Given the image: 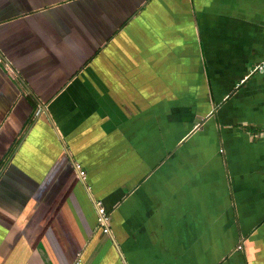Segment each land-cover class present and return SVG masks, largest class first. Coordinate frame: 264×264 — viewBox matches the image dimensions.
I'll list each match as a JSON object with an SVG mask.
<instances>
[{
  "label": "crops",
  "instance_id": "1",
  "mask_svg": "<svg viewBox=\"0 0 264 264\" xmlns=\"http://www.w3.org/2000/svg\"><path fill=\"white\" fill-rule=\"evenodd\" d=\"M41 256L264 264V0H0V264Z\"/></svg>",
  "mask_w": 264,
  "mask_h": 264
},
{
  "label": "built area",
  "instance_id": "2",
  "mask_svg": "<svg viewBox=\"0 0 264 264\" xmlns=\"http://www.w3.org/2000/svg\"><path fill=\"white\" fill-rule=\"evenodd\" d=\"M77 168H78L79 178H81L83 181H85L87 178L86 171L84 169H82L79 164L77 165ZM110 220H111L110 214L107 211V209L105 208V206H103L102 204H99L98 205V225L103 230V232H105V233L111 232ZM80 259L81 258H78V260L75 264H78L80 262Z\"/></svg>",
  "mask_w": 264,
  "mask_h": 264
},
{
  "label": "rangeland",
  "instance_id": "3",
  "mask_svg": "<svg viewBox=\"0 0 264 264\" xmlns=\"http://www.w3.org/2000/svg\"><path fill=\"white\" fill-rule=\"evenodd\" d=\"M78 258H81V256H78ZM41 261H42L43 264H47V256H41Z\"/></svg>",
  "mask_w": 264,
  "mask_h": 264
}]
</instances>
